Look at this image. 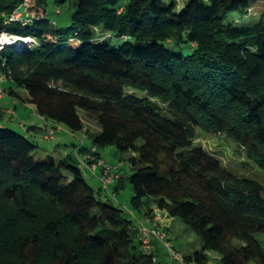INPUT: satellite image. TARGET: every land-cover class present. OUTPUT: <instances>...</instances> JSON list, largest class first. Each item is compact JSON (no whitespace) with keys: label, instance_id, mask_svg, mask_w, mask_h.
Instances as JSON below:
<instances>
[{"label":"trees","instance_id":"trees-1","mask_svg":"<svg viewBox=\"0 0 264 264\" xmlns=\"http://www.w3.org/2000/svg\"><path fill=\"white\" fill-rule=\"evenodd\" d=\"M25 1L0 0V30L37 42L0 52L4 81L26 90L46 120L128 154L131 206L145 208L140 225L161 211L182 264H209L211 251L221 264H264L255 237L264 233L263 185L195 145L198 130L226 133L264 172V10L242 23L250 0H27L22 12L31 23L4 24L1 14ZM50 4L73 10L70 27L54 28ZM114 35L128 42L115 48L108 43ZM182 42L192 45L191 54L166 47ZM3 90L18 97L12 86ZM81 110L99 131L85 125ZM37 146L0 128V264L171 262L160 240L151 252L142 248L141 227L102 198L72 153L38 162ZM90 156L102 160L90 154L91 166ZM113 183L115 196L122 176ZM164 213L199 236V251L173 245Z\"/></svg>","mask_w":264,"mask_h":264},{"label":"rangeland","instance_id":"rangeland-1","mask_svg":"<svg viewBox=\"0 0 264 264\" xmlns=\"http://www.w3.org/2000/svg\"><path fill=\"white\" fill-rule=\"evenodd\" d=\"M163 1L169 2L171 0ZM174 1H177L178 3L184 1L186 3L188 0ZM250 3L251 8L249 10V14L245 16V20L242 23L255 22L264 10V0H250ZM50 9V21L53 24L55 23L54 28L67 29L71 26L73 15L72 9H69L68 6L60 8L54 4H50ZM126 42H128L127 39L117 37L116 35L108 40V43L115 48L123 46ZM130 42L132 44H136L137 40L135 38H130ZM166 47L172 52L182 53L184 55L191 54L193 50L192 45L186 42H182L180 44L168 43ZM1 86L5 90H8L9 87L12 86L16 93H18V97H14V100L17 103L16 105L11 104L7 105L6 107L8 108V111L12 112V115L6 111H2L4 108L3 103L11 99L8 92L7 95H5V100H0V128L13 129L19 133L25 134L30 139L33 138L38 144L37 148L33 152V156L38 162L46 161L49 155L66 156L68 153H72L78 160V167L82 171L83 177L87 179L90 184L95 187V189L99 190L102 188V198L104 200H112L116 206L123 210L122 216L132 220L133 225L140 228V223L143 218L142 214L145 208L136 210L131 206V198L133 197L134 193L129 181V176L133 173V170L128 160V154L119 152L117 147L114 145L98 148L92 143L90 135L87 134V132L78 131L74 132V134L73 132H70V129L67 126L55 123L53 121L50 122L51 124L52 122L55 124V128H59L60 125V127H65L68 129L70 133L66 139L60 137L59 135H53L51 137L53 138L55 136L53 139H44V131L42 129L30 130L29 132L25 131L24 126L21 123L28 119V115H33V113L36 112L35 106L27 100L29 96L26 90L19 88L8 81H3ZM137 95L143 96L144 94L137 93ZM25 106L28 108L27 112ZM80 112L84 119L85 125L90 128L91 131L100 130V126L97 124L94 118L82 110ZM64 144L67 145V149H63ZM80 145L85 146L86 150H88L91 154H98L104 163L109 167L118 168L119 175L122 176L123 187L116 192L115 196L112 193L110 194V192L114 191L115 183L109 185V190L104 188L103 182L101 181V176L103 174L102 168L85 164L84 153L78 152ZM195 145L204 148L207 152H209V154L217 158L224 167L231 169L241 176L258 180L264 187V172L260 170L254 163L246 162L247 155L245 149L242 148L232 138L228 137L226 133L217 134L214 136L202 130H198V134L195 139ZM262 196L264 198V191ZM164 215L167 224L172 229L170 238L173 245L177 247L183 246L187 249L186 251H199L202 243L199 236L179 218L167 217L166 213H164ZM255 237L264 247V233H256ZM241 243L242 242L239 239L232 240V244L235 246H239ZM158 254L164 260H169L166 251L158 252ZM208 254L210 257L209 264H221L220 255L218 253L211 251ZM250 264L256 263L252 261Z\"/></svg>","mask_w":264,"mask_h":264},{"label":"built area","instance_id":"built-area-1","mask_svg":"<svg viewBox=\"0 0 264 264\" xmlns=\"http://www.w3.org/2000/svg\"><path fill=\"white\" fill-rule=\"evenodd\" d=\"M27 0L20 4L16 10L7 15L2 13L3 23H19L21 25H28L31 23L30 19H24L22 9L26 6ZM29 40V41H28ZM37 42L32 37H20L18 35L12 34L7 30H0V52L6 48H11L13 50L26 51L29 50L32 45H35ZM4 81V76L0 74V84ZM5 96V91L0 85V99ZM12 113V112H10ZM47 137L51 138L54 135V130H49ZM90 159L94 160V167H101L103 169V174L101 176V181L105 189H108L109 185L113 183L114 178H118L119 174H116L112 177V171L117 170L118 168H111L104 163L103 160H96L93 156H90ZM114 195V194H113ZM150 225H143L140 229L139 240L141 242L142 248L146 252H151L154 248V242L160 240L164 243L166 247L171 262L167 264H175L177 261L179 264H182L181 259L182 255L179 251L172 248L171 243L167 240V232L163 229L164 216L161 211H156L152 219H148Z\"/></svg>","mask_w":264,"mask_h":264},{"label":"crops","instance_id":"crops-1","mask_svg":"<svg viewBox=\"0 0 264 264\" xmlns=\"http://www.w3.org/2000/svg\"><path fill=\"white\" fill-rule=\"evenodd\" d=\"M10 97H11V99L8 101H5L3 104H4V108H3V112H9L10 113V111H8V108H6L7 107V105H16L17 103H16V101L14 100V97L15 96H11V95H9ZM5 96L3 97V98H1L0 100H5ZM26 107V106H25ZM26 109V112H27V110H28V108L26 107L25 108ZM35 111V110H34ZM81 114V113H80ZM81 117H82V115H81ZM82 119H83V117H82ZM83 121H84V119H83ZM23 126H24V129H25V131H27V132H29L30 130H35V129H42L43 131H44V139H47L48 137H46V135H47V132L49 131V130H51L50 128H54L55 129V136H57V135H59L60 137H63L64 139H66L67 137H68V135H69V133L70 132H72L71 130H70V132L68 131V129L67 128H65V127H60V125H59V128H55V124H53V122H52V124H51V122L49 121V120H46L45 118H43L42 116H40V115H38L36 112H34L33 113V115H28V119L25 121V122H23V123H21ZM20 124V125H21ZM30 125V126H29ZM48 130V131H47ZM99 131V130H98ZM74 133V132H73ZM75 134V133H74ZM54 136V137H55ZM53 137V138H54ZM53 138H51V139H53ZM33 139V138H32ZM34 140V139H33ZM35 141V140H34ZM64 141H66V140H64ZM63 149H67V145L66 144H64L63 145ZM78 152H80V153H84V155H85V164H89V160H86L87 158H88V156L91 154L88 150H86V147L85 146H81L80 145V149H79V151ZM144 220V216H143V218H142V220L141 221H143ZM165 225L168 227L169 225L167 224V222L165 223ZM181 247H183V246H181Z\"/></svg>","mask_w":264,"mask_h":264},{"label":"bare ground","instance_id":"bare-ground-1","mask_svg":"<svg viewBox=\"0 0 264 264\" xmlns=\"http://www.w3.org/2000/svg\"><path fill=\"white\" fill-rule=\"evenodd\" d=\"M29 41V40H28Z\"/></svg>","mask_w":264,"mask_h":264}]
</instances>
